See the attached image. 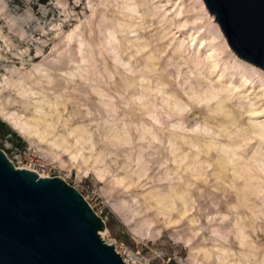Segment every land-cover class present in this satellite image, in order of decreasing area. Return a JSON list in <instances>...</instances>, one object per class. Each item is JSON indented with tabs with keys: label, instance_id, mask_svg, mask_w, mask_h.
Returning <instances> with one entry per match:
<instances>
[{
	"label": "rangeland",
	"instance_id": "rangeland-1",
	"mask_svg": "<svg viewBox=\"0 0 264 264\" xmlns=\"http://www.w3.org/2000/svg\"><path fill=\"white\" fill-rule=\"evenodd\" d=\"M13 3L40 26L24 42L2 30L0 109L46 132L40 141L22 136L0 118L20 139L0 131L6 157L23 165L31 150L54 165L130 264H188L192 255L196 264H237L250 242L264 256V138L249 131L264 126V70L229 48L203 0ZM209 91L216 98L205 99ZM205 208L216 221L234 210L239 227L227 244L199 230L213 223ZM193 220L189 246L175 243Z\"/></svg>",
	"mask_w": 264,
	"mask_h": 264
},
{
	"label": "water",
	"instance_id": "water-1",
	"mask_svg": "<svg viewBox=\"0 0 264 264\" xmlns=\"http://www.w3.org/2000/svg\"><path fill=\"white\" fill-rule=\"evenodd\" d=\"M229 48L264 70V0H203ZM105 221L60 177L15 168L0 149V264H127Z\"/></svg>",
	"mask_w": 264,
	"mask_h": 264
},
{
	"label": "clouds",
	"instance_id": "clouds-1",
	"mask_svg": "<svg viewBox=\"0 0 264 264\" xmlns=\"http://www.w3.org/2000/svg\"><path fill=\"white\" fill-rule=\"evenodd\" d=\"M25 4L30 3V0H24ZM0 21L3 22L2 25H0V38L3 37V28H7L9 34L16 36L21 42L26 41L29 38L30 33L28 32L29 28H32L33 23H35L36 28H39L40 22L36 20V18L31 14V12L25 8L23 13H20V5L14 4L13 0H0ZM36 29L33 28V31ZM215 113L211 110L209 111V117H214ZM171 119V117H169ZM174 127V126H170ZM161 135L163 133L169 131V128L161 127L157 130ZM157 143H163V138L160 141H157ZM200 143H203V140L200 141ZM148 149L145 148L142 151H147ZM155 152V150H154ZM206 154V153H205ZM161 167H164V165H161ZM172 176L176 177V180L179 181V176L176 175L175 172L172 173ZM166 179H171V177H166ZM162 183L164 181H161ZM184 183L183 181H180V183H177L176 187L179 188L180 184ZM264 183V181H262ZM188 187H195L194 185H189ZM187 194V188L183 190ZM202 192L201 189H197L198 193V199H205V195H199ZM208 199H211L208 197ZM221 199H224V197H221ZM189 204H192L193 201L191 197L189 196L188 200ZM208 207L216 208V203H209ZM172 211H176L177 214H181L183 212V208L180 209L173 208ZM199 211V209H197ZM208 209H204V218L212 220L213 223L206 224L200 227V231H205L210 233L208 240H211L213 237H219L220 240L224 241L225 244H227V236L228 235H235V229L239 227L238 223L234 222L231 218L234 217V210L230 209L228 215H221L219 212H217L216 215L220 216L219 221L215 220V217H209L207 215ZM197 221L193 220L190 221L188 225H185L183 229L177 230L178 234L175 238V243H184L185 247H188L191 243V240L195 238V235L197 234L196 230L193 229L192 225L196 224ZM228 224L227 227H225V224ZM213 227L218 229L217 231H213ZM221 231L224 232V235H221ZM182 233V234H181ZM207 240H204L202 238L201 243H206ZM249 252L247 255L244 256L243 261H237V264H264V256H261V258L257 259V254L260 252V249H258L255 244H249ZM193 253L197 251V249H191ZM188 264H196L195 256H190Z\"/></svg>",
	"mask_w": 264,
	"mask_h": 264
},
{
	"label": "bare ground",
	"instance_id": "bare-ground-1",
	"mask_svg": "<svg viewBox=\"0 0 264 264\" xmlns=\"http://www.w3.org/2000/svg\"><path fill=\"white\" fill-rule=\"evenodd\" d=\"M194 39V38H193ZM199 44L200 41H199ZM212 50L210 47L207 49V51H210ZM211 53L209 52L208 56L210 55ZM215 67V63H212ZM229 85H227L228 88H231V82L228 83ZM236 87L233 86L232 89H235ZM217 94L213 91H209L207 92L205 95H204V98L205 99H213V98H216ZM222 102V101H221ZM221 107L219 106L218 104V108ZM37 113V112H36ZM252 115H254L253 112H251ZM257 115V114H256ZM254 118H256V116H253ZM0 118H2L4 121H6L7 123L10 124V126L15 130L17 131L20 135L22 136H26V137H31L33 135H37L38 136V140H42V137L45 136L43 135L45 132H46V129L44 128H40V125L38 122H36L37 120H34L35 123L34 124H30L27 120H24L23 118H21L20 116H16L14 113H11V112H7L3 109H0ZM35 119V118H34ZM33 120V119H32ZM40 120V119H39ZM38 120V121H39ZM253 121V120H252ZM47 125V124H46ZM259 125V124H258ZM246 131V130H245ZM245 131H242L239 127L235 130H233V133H242L244 134ZM250 133L252 134H258L259 136L263 137L264 138V126L261 127V126H257V127H252L250 128ZM58 141V140H57ZM55 142V141H54ZM60 142V141H59ZM45 156V151L43 150L42 147H39L38 148ZM234 155V154H233ZM259 159V164H260V167H262V174L264 175V154L260 155V157H258ZM52 163H57V161H52ZM257 163V162H256ZM258 165V164H257ZM246 169V168H245ZM245 171V170H244ZM249 171V170H248ZM125 262L127 264H130L126 259H125Z\"/></svg>",
	"mask_w": 264,
	"mask_h": 264
},
{
	"label": "built area",
	"instance_id": "built-area-1",
	"mask_svg": "<svg viewBox=\"0 0 264 264\" xmlns=\"http://www.w3.org/2000/svg\"><path fill=\"white\" fill-rule=\"evenodd\" d=\"M23 165H15L12 161V164L15 168H25L30 171H33L38 174L39 177H57L56 167L52 164H49L45 159L37 151H23ZM10 161V160H9ZM79 191V190H78ZM83 198L89 203L91 206L89 199L85 194L79 191ZM92 207V206H91ZM93 208V207H92ZM125 261V260H124Z\"/></svg>",
	"mask_w": 264,
	"mask_h": 264
},
{
	"label": "trees",
	"instance_id": "trees-1",
	"mask_svg": "<svg viewBox=\"0 0 264 264\" xmlns=\"http://www.w3.org/2000/svg\"><path fill=\"white\" fill-rule=\"evenodd\" d=\"M0 131H1L2 135L11 134V135L15 136V133L11 132L10 129L8 128V126L2 121H0ZM15 139L17 141H19V143H20V139L18 137L15 136Z\"/></svg>",
	"mask_w": 264,
	"mask_h": 264
}]
</instances>
